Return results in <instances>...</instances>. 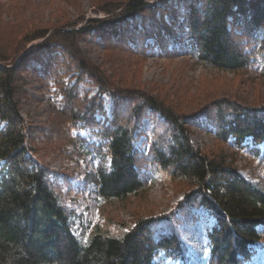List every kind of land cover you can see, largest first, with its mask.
<instances>
[{
  "label": "trees",
  "instance_id": "trees-1",
  "mask_svg": "<svg viewBox=\"0 0 264 264\" xmlns=\"http://www.w3.org/2000/svg\"><path fill=\"white\" fill-rule=\"evenodd\" d=\"M15 1L0 0V9ZM96 5L105 18L78 30L64 22L62 28L30 27L23 33L10 27L9 39L0 36V264L252 262L264 247L259 169L264 104L244 106L222 98L204 109L218 145L231 143L237 152H249V179H244L221 149L208 154L194 147L190 127L196 115L168 95L155 97L133 87L126 69L143 64L148 49L156 48L168 58L187 54L205 68L234 75L259 65L264 76V0H99ZM0 30L8 32L1 18ZM89 37L99 38L110 75L83 57L78 44ZM28 73L52 86L60 100L40 145L21 114ZM85 78L97 88L91 98L78 93ZM103 95L111 100L109 115ZM145 121L152 125L148 133L142 130ZM142 137L147 152L135 146ZM87 155L97 165L83 187L99 201L125 202L159 177L183 198L171 214L139 220L120 237L99 226L78 234L80 218L69 207L77 194L64 172L71 168L51 169L45 159L78 162ZM186 212L192 222L206 223L207 248L194 257L188 231L177 220Z\"/></svg>",
  "mask_w": 264,
  "mask_h": 264
},
{
  "label": "rangeland",
  "instance_id": "rangeland-1",
  "mask_svg": "<svg viewBox=\"0 0 264 264\" xmlns=\"http://www.w3.org/2000/svg\"><path fill=\"white\" fill-rule=\"evenodd\" d=\"M114 1L119 2L121 0ZM97 3L99 0H16L14 5L7 4L4 9H0L1 21L8 27L7 34L0 30V36L7 35L9 39L10 27L20 29L23 33L30 27L48 28V26H52L62 28L64 22L75 24L74 30L81 29L89 21L105 18V15L98 11ZM16 8H19L20 13L14 11ZM138 20H140L139 17ZM166 20L171 21L172 17L169 16ZM148 43L150 48L154 47L153 40ZM78 47L83 57L110 75L112 68L106 62L99 38L89 37L87 40H82ZM169 47L168 49H171V46ZM126 70L130 74L128 80L133 87L150 91L155 97H158L159 93L163 96L168 95L170 102L178 104L187 114L196 115L195 124L191 123L190 127V137L194 147L203 152H208V154H216L221 149L225 156L235 161L234 164L238 167L241 176L244 179H249L250 167L246 161L251 158L249 152L245 149L237 152L231 143L226 146L218 145L214 140V130L211 124L207 122L204 109L207 102L222 98L231 99L244 106L263 105L264 76L259 65H255L247 74L234 75L205 68L187 54L168 58L153 48L148 49L143 64L138 66L131 64L130 68ZM24 77L28 86L25 88L27 98L21 103V114L25 121L31 125L33 136L36 137V142L40 145L51 127V119L57 115L60 100L55 96V90L52 86H44L37 82V78L30 73L25 74ZM64 82L67 84L69 79L65 78ZM78 93L81 98L86 96L91 98L97 94V88L92 81L85 78L79 85ZM102 100L106 113L109 115L111 110L110 97L103 95ZM101 119L102 117L97 116V120ZM151 127V123L145 121L142 130L148 133ZM38 129L45 132L40 134ZM87 134L86 131L80 133L83 137ZM135 146L142 152L148 150L144 137L137 140ZM69 148L72 149L71 146ZM261 149L264 157L262 146ZM260 160L261 157L256 161L255 166ZM45 162L49 164L51 169L57 171L60 169L63 171L66 167L71 168L64 172L71 176V184L74 193L77 194V197L70 201L69 207L80 218L76 225L78 234L86 229V234H88L91 227L99 226L106 230L110 236L120 237L134 227L139 220L171 214L184 195L178 188L169 184L166 179L159 177L145 186L138 195L125 202L115 200L103 202L99 201L91 189L83 187L87 174L96 169L97 161L93 155H87L79 159L78 162H69L63 158L54 160L46 158ZM259 169L264 176V160ZM199 216L205 217L202 211ZM178 219H181V225L188 231L186 240L190 243V251L193 257L198 252L203 253L207 248V241L203 235L206 223L203 220L192 222L188 212L182 218L177 217ZM188 264L199 263L198 260H191ZM248 264H264V247L256 251V256Z\"/></svg>",
  "mask_w": 264,
  "mask_h": 264
}]
</instances>
